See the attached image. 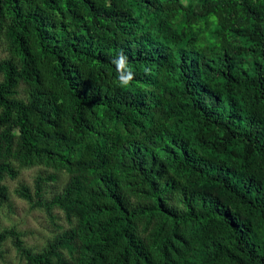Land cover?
<instances>
[{
	"label": "trees",
	"instance_id": "16d2710c",
	"mask_svg": "<svg viewBox=\"0 0 264 264\" xmlns=\"http://www.w3.org/2000/svg\"><path fill=\"white\" fill-rule=\"evenodd\" d=\"M199 1L0 0V207L4 179L18 176L12 161L43 164L69 174L62 191L43 199L49 174L34 179L33 193L22 183L14 193L43 208L56 231L55 206L72 225L38 252L0 230V260L10 238L24 264H173L180 228L219 218L246 263L264 264L248 226L200 190L220 189L264 221V196L223 161L264 165V0ZM222 13L214 61L194 27ZM236 36L250 43L252 77L231 71ZM121 51L134 73L127 88L112 63ZM225 86L246 90L247 108ZM174 118L190 140L163 130Z\"/></svg>",
	"mask_w": 264,
	"mask_h": 264
},
{
	"label": "rangeland",
	"instance_id": "374dc122",
	"mask_svg": "<svg viewBox=\"0 0 264 264\" xmlns=\"http://www.w3.org/2000/svg\"><path fill=\"white\" fill-rule=\"evenodd\" d=\"M180 3L183 6L192 8L200 5L199 0H180ZM225 16H227V13L213 16L194 27V30L201 33L202 49L214 61L222 53L219 41L221 33L224 31ZM234 46L236 47V53L231 54V71L234 74L238 73L241 76L245 74L252 77L253 70L251 66L254 58L251 52L246 53L243 50L249 48L250 43L245 36H236ZM7 57L6 45L3 40H0V60ZM225 89L227 95L238 107L247 108L249 93L246 90L235 87L230 88L229 86H225ZM252 110L257 113L261 111H256V106H253ZM163 130L182 135L188 140L192 138L190 131L177 118L171 119L170 124H166ZM233 149L235 151L240 150L239 147ZM223 161L225 168H228L236 176L246 179L252 190L256 189L259 195L264 196V165L260 161L254 160L245 166L242 160L236 159L232 155L225 157ZM12 166L18 170V176L14 180L5 178L3 181L8 190V203L0 207V230L14 229L19 234L24 247L38 252L45 247L48 240H51L57 233L70 229L72 225L66 221L63 212L55 206L52 209V215L55 224L61 227L60 231H56L43 208L32 207L29 202L17 197L14 190L18 184L22 183L28 186L33 193L34 179L37 176L45 177L53 174L54 181L44 185L43 199L50 201L54 195L59 194L65 187L69 180V174L64 170L46 167L43 164L21 167L17 162L12 161ZM200 190L211 192L219 203L227 206V210L232 216V224L243 222L248 226L249 236L255 249L264 256V221L261 216L258 213L250 212L241 201H234L220 189L207 187ZM179 236L185 244L181 247L182 255L180 258L172 256L173 264H247L244 256L234 250L230 230L225 227V224L219 218L192 226L185 225L180 228ZM217 245L227 248L233 254V259L219 260L214 248ZM2 250L4 255L0 260V264L25 263L23 256L13 246L10 238L3 242ZM63 254L67 257L65 251H63Z\"/></svg>",
	"mask_w": 264,
	"mask_h": 264
},
{
	"label": "clouds",
	"instance_id": "9594fccd",
	"mask_svg": "<svg viewBox=\"0 0 264 264\" xmlns=\"http://www.w3.org/2000/svg\"><path fill=\"white\" fill-rule=\"evenodd\" d=\"M115 64L117 72L119 73L118 81L122 88H127L130 86L132 80L134 79V73L128 66V57L121 51L116 58L112 60Z\"/></svg>",
	"mask_w": 264,
	"mask_h": 264
}]
</instances>
